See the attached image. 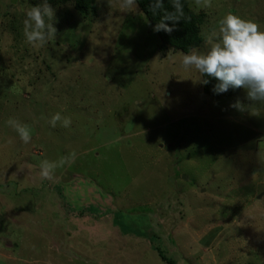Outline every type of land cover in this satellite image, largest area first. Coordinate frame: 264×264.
Instances as JSON below:
<instances>
[{"label":"rangeland","instance_id":"obj_1","mask_svg":"<svg viewBox=\"0 0 264 264\" xmlns=\"http://www.w3.org/2000/svg\"><path fill=\"white\" fill-rule=\"evenodd\" d=\"M43 2L0 0V264H167L155 248L175 264H264V104L204 94L119 0L86 14L47 0L56 36L34 47L21 9ZM188 5L199 50L229 10L264 30V0ZM57 112L70 127L49 124ZM73 151L41 179L43 160Z\"/></svg>","mask_w":264,"mask_h":264},{"label":"clouds","instance_id":"obj_2","mask_svg":"<svg viewBox=\"0 0 264 264\" xmlns=\"http://www.w3.org/2000/svg\"><path fill=\"white\" fill-rule=\"evenodd\" d=\"M103 3V0H97ZM109 3V0H108ZM172 8L165 9L163 0H154L151 11L155 14L162 12L154 31L171 33L176 24L184 18V7L181 0H171ZM198 9L211 8L212 0H194ZM137 9V0H119V11L122 13L133 12ZM25 14L23 21V34L26 42L34 47H43L56 36V28L52 23H47L45 18L52 20L54 9L44 0L42 5L22 8ZM172 22L171 26L167 22ZM176 62L175 56H169ZM180 67L185 70H195L199 74V80L207 84L205 77H212L218 82L212 91L216 94L227 92L230 88H243L247 92L248 99L264 104V30L252 19H246L232 11L226 12L218 21L217 29L205 37V48L199 50L192 48L187 53H181L179 57ZM231 107L245 111L246 106L236 101ZM259 115V112H253ZM60 122L61 126H71V118L63 117L60 112L51 116L49 124L54 128ZM6 123L13 128L24 144L32 140V129L16 119L9 118ZM76 153L73 151L68 156L61 157L57 162L43 160L40 164L41 179L52 180L56 168L75 162Z\"/></svg>","mask_w":264,"mask_h":264},{"label":"trees","instance_id":"obj_3","mask_svg":"<svg viewBox=\"0 0 264 264\" xmlns=\"http://www.w3.org/2000/svg\"><path fill=\"white\" fill-rule=\"evenodd\" d=\"M74 7L80 13L86 14L89 10L95 9V0H73ZM154 0H137V5L142 11V13L147 18L148 22L154 29L155 25L159 22L162 12L157 11L155 14L151 11V4ZM165 9L172 11L171 0H163ZM181 3L184 7V18L180 20L175 29L171 33H166L164 31H159L155 33L157 34L160 47H172L176 50L182 51L183 53L189 52L192 48H197L201 45L203 38L199 33V22L200 16L194 13L189 5L188 0H181ZM171 26L172 22H167ZM208 80L207 84L202 83V91L204 94L209 96L220 98L224 96H229L238 93L241 88L239 89H232L230 88L227 92L216 94L212 91L214 85L218 82L212 77H205ZM159 257L164 260L167 264H175V261L171 258L165 256L161 250L155 248Z\"/></svg>","mask_w":264,"mask_h":264}]
</instances>
